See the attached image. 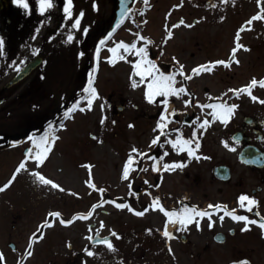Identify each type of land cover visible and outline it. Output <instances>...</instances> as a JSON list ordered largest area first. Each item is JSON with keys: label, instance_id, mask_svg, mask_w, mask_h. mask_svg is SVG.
Segmentation results:
<instances>
[{"label": "flooded vegetation", "instance_id": "af4514ba", "mask_svg": "<svg viewBox=\"0 0 264 264\" xmlns=\"http://www.w3.org/2000/svg\"><path fill=\"white\" fill-rule=\"evenodd\" d=\"M28 3L29 8L24 9L21 5L13 3V0H0V20L5 12H10L15 19L14 33L10 32L8 38H4L9 39L10 44L4 45L0 54V76L7 75L10 68L6 67V63L14 62L21 48H29L30 56L35 47L36 32L32 15L39 10V5L35 0H29ZM261 8H264V0H260L259 4L257 0H177L171 5L161 24L165 35L168 30L173 32L181 29L192 34L191 39L181 42L175 48L183 49L182 52L198 49L202 53L212 49L217 55L212 58L202 55L194 63L180 56L185 76L190 75L191 78L185 79V76L177 73L176 86L184 84L187 91L180 96L173 94L167 97L166 115L170 114L171 118L165 122L163 130L157 128L151 135L148 131H143L144 141L137 143L135 147L143 151L144 156H139L138 152L132 153L136 159L129 176L124 180L125 194L107 197L116 202H121L122 197L125 199L123 202L126 206L123 209L110 205L118 214L125 215L124 220L120 222L117 221L119 216L114 218V228L104 223L101 227L102 221L94 219L93 223L77 219L80 221H74L70 225H62L60 222L59 224L61 228L67 229L76 223H86L85 227L79 229L82 234L80 240L68 239L67 234L62 235L60 243L58 237L50 234L49 238L48 235L55 228L56 221L64 217L61 215L54 220L55 218L49 215L59 211L48 205L52 187L44 185L34 174V171L43 169L40 173L48 178L42 168L45 164H35L33 169L31 163L35 161L28 159L24 161L26 169L18 173L15 171L24 159L26 149L34 148L31 142L26 145L19 163L4 182L15 176L10 188L26 171L21 183L28 188L30 196L26 198L28 205H21V201H8V206L0 213V253L3 254L0 264H229L230 261L244 258H247L250 264H264V231L257 224H250L247 230L242 231L243 221H235L225 215L221 222L219 216L224 214L223 211L213 212L212 227L208 226L207 217L197 218L200 221L199 228L194 220L181 231H177L178 222H169L168 231L174 233L173 238L169 240L162 235L166 216L159 209L150 207L153 198L159 197V202L169 210L180 209L184 204L205 209L209 204L223 203L229 209H235L237 214L248 215L252 219H259L255 216L257 210L264 216V103L253 101L246 93L235 96L230 91L247 85L253 77H264V20L255 19L251 27L245 26V21ZM49 9H46L45 13ZM173 15L177 17L173 18ZM220 17L224 19L221 20ZM181 19L183 24H180ZM174 24L177 25L175 28L172 27ZM242 27L243 30L240 31ZM237 31H240V42L247 46L238 49L235 54L239 63L232 60L230 67L215 65L211 72L191 74V69L197 65L217 59H228ZM144 37L148 38L147 42L152 51L153 41L148 36ZM5 53L7 54L2 56ZM3 59L6 63L2 62ZM31 59L32 57L22 64L17 59L18 71L12 74L7 83ZM36 70L13 86H4L0 90V106H5L0 110V118L9 120L21 112L16 108L24 104L30 110L32 105L26 104L27 101L22 103V96L16 91H11L21 83H31ZM200 78L205 80L199 81ZM252 91L254 95L264 99V87L257 85ZM217 98L238 105L226 123L219 119L212 120V110L207 107ZM163 99L165 97L161 95L156 97L155 102H149L144 95L143 116L157 123L160 113L165 110V105L161 103ZM186 99L189 100L188 104L184 103ZM201 105L205 107L201 108ZM116 108H123V105H117ZM135 108L139 109L138 106ZM173 109L176 111L173 112ZM205 118L211 122L201 127ZM19 127L21 126L12 128L16 130L15 128ZM173 129L181 131L177 133ZM194 129L196 138H192ZM35 130L36 126H29L28 140L31 134H35ZM157 135L160 136L159 141L151 143ZM177 135L192 138L193 156L189 157L186 149L177 152L167 142L169 139H175ZM197 142L199 148L195 147ZM11 145L12 142H8L2 149H11ZM133 146L128 149V155ZM50 153L51 150L48 158ZM174 161L180 162V165L174 164ZM154 163L155 169L152 167ZM165 163L169 164L171 170L164 168ZM91 181L94 183V178ZM94 184L95 188L88 184L89 189L101 197V186L96 181ZM9 188L2 192L0 190V197H3L2 194ZM242 193L257 199L258 205L253 207V211L249 212L239 206L238 197ZM100 203L101 198L97 199L96 203L92 202V208L97 205L93 208L94 213L96 210L100 212ZM128 205L137 211L145 208H148V211L137 215L129 210ZM103 210L107 212L104 208ZM37 212L40 213L38 216ZM31 218L33 220L29 221ZM45 220L52 223L44 226L42 222ZM146 229H151V232ZM97 231L101 238L108 236L112 240L114 251L102 243H94L88 239L89 236H95ZM113 232L119 235H114ZM218 236L221 239H217ZM30 242L32 247L29 249ZM69 242L71 247L68 246ZM169 245L172 252L168 251ZM85 247L90 248L94 254L88 255L84 251Z\"/></svg>", "mask_w": 264, "mask_h": 264}, {"label": "rangeland", "instance_id": "374dc122", "mask_svg": "<svg viewBox=\"0 0 264 264\" xmlns=\"http://www.w3.org/2000/svg\"><path fill=\"white\" fill-rule=\"evenodd\" d=\"M176 1L152 0L149 3L152 5V9L146 10L145 15L136 13L133 20H129L115 37L107 41L104 47L98 45L101 50L96 64L98 69L97 72L96 70L94 72V86L98 95L94 98L91 109L73 111L71 113L73 119L65 118L64 111L72 105L76 94L87 86L89 73L93 71L92 66L95 62V58L93 59L94 48L98 39L100 41L104 39L103 35L107 32L114 13L115 0H73L72 16H67L63 11L66 0H53L52 7L46 13L37 10L32 15L36 43L31 55L28 56L29 48H21L14 62L6 63L4 59L2 60L10 69L6 76H0V90L3 89L12 74L18 71L19 61L20 64L27 62L30 57H34V52L41 54L44 58V63L35 71L34 80L31 83L28 81L21 83L11 91V93L16 91L22 96V103H26V101V104L30 103L32 105L30 110L24 104L20 108H16L21 112L9 120L0 118V143L5 142L4 138L20 141V143L12 142L11 149L4 151L0 148V186L19 162L23 148L31 142L26 139L29 126H36V132L40 130L37 134L41 136L45 133L47 121L54 118L55 121H58L53 127L58 138L52 142L51 156L47 157V160L45 159L43 163L45 165L42 168L48 178L59 183L61 188H51L48 205L58 209L61 215L68 219L75 216L77 211L83 213L91 211L93 215L94 211L91 206L92 202H97V199L105 200L108 196L125 194L126 186L125 178H122V170L128 157V149L131 145L136 146L137 143L144 141V130L151 135L157 131V128L155 121L143 116L142 107L145 105L143 101L146 84L137 83L136 87H132V79L139 81L141 77L132 74L133 64L128 61H134L139 57L133 52L123 53L127 59H119L115 64L109 63L105 57L112 55L110 48L117 42L122 39L131 41L141 31L149 35L155 42L151 59L159 62L160 65L168 63L167 66L163 65V71L171 69L169 64L174 63L179 66L177 61L182 64L180 56L193 63L198 61L202 55L210 58L216 56V51L212 49L203 53L198 49L187 52H182L183 49L177 50L176 46L189 38L191 39L192 36L188 31L182 29L174 30L168 40L169 43L166 46L162 44L165 33L161 24L164 21V15ZM35 2L37 3L38 0ZM81 10H83V16L80 17V25L74 27V20L79 16ZM179 13L177 12V14ZM145 17L149 20L147 24L144 21ZM172 17L176 18L177 15ZM7 18L8 23L6 24ZM14 28L15 19L10 12H5L0 20V36L8 38L10 32L14 33ZM85 28L87 32L84 31ZM69 32L72 33L71 40L68 39ZM9 44V39H4V45L9 46ZM137 46L148 48V44H144L141 39H138ZM120 51L123 52V49ZM81 52L84 53L83 56L79 55ZM148 78L144 77L145 80ZM203 80L205 79L200 78L199 81ZM84 95L86 94L84 93ZM81 103L85 106L87 100L83 99ZM117 105H123V108H116ZM135 106H138L139 109H136ZM4 107L1 105L0 110ZM19 116L21 118H18ZM102 119L103 123H101ZM61 122L66 126L62 129L56 128ZM18 125L21 127L15 128L16 130L12 128ZM186 131L183 130V132ZM48 133L50 138L49 130ZM88 164L92 165L90 171L92 178L94 177V183L96 181L101 186V197L93 193L86 183L90 176ZM34 165L35 163H31L33 169ZM42 170L37 171L41 172ZM25 173L26 171L7 192L3 193V197L0 198V213L8 206V201L11 203L21 201V205H28L26 198H29L30 194L28 188L21 183ZM124 200L122 197L120 198L121 202L117 201V203L124 204ZM110 205L115 206L105 203L100 212L95 211L93 218L89 216L88 221L86 220L87 223L102 221L104 225L109 224L114 228L116 216H119L118 222L123 221L124 213L118 214ZM36 214L38 216L40 213ZM53 218L57 220V217ZM32 220L33 218L29 221ZM74 221L80 220L76 218L72 222ZM85 226L86 223H76L65 229L61 228L62 226L57 220L55 228L50 231L48 236L50 238L51 234L53 237H58L59 243L64 234L68 235V239L80 240L82 234L79 229Z\"/></svg>", "mask_w": 264, "mask_h": 264}, {"label": "snow or ice", "instance_id": "6c2138e0", "mask_svg": "<svg viewBox=\"0 0 264 264\" xmlns=\"http://www.w3.org/2000/svg\"><path fill=\"white\" fill-rule=\"evenodd\" d=\"M72 2H73V0H66V2L63 5V11H64V13L67 14V16H72V11H71ZM233 2H234V0H233ZM13 3H15L17 5H21L24 9L29 8L28 0H13ZM52 3H53V0H38L39 11L41 13L45 12L46 9H49L52 7ZM257 3L259 4L260 0H257ZM145 5L147 6V0H145ZM121 8H122L121 19H123L124 15L128 11L124 7V0H121ZM141 12H143V9H141ZM262 13H264V8H261V10L258 11L257 13H255V15L253 17H251L247 21H245V26L251 27L252 22L255 19L264 20V15H262ZM82 16H83V10H81L79 16H77L75 18L74 27H79L80 17H82ZM220 19L223 20L224 17H220ZM119 23H120V21L118 20L117 24H119ZM183 23H184V21H183V19H181L180 24H183ZM176 26L177 25H175V24L172 25L173 28H175ZM242 30H243V27L241 28L240 31H242ZM84 31L87 32V29L85 28ZM240 31H237V33L235 35L234 47L231 48V54H230L228 59H217L214 61H208L204 64L197 65L196 67H193L191 69V74H199L202 71L211 72L213 69V66H215V65H223L225 67H230L232 60H235L236 63H239V60L236 59L235 54H236L238 49L247 47L246 45H243L240 42V39H241ZM111 35H112V33L109 32L108 35L105 36L104 39H102L100 41V45H103L104 41L106 39H108V37ZM172 35H173V32L171 30H168L166 32L167 37H171ZM137 38L141 39V40H145V41L148 40L147 37L140 36L139 34H137ZM68 39L69 40L72 39V33L71 32L68 33ZM3 46H4V38L2 36H0V54H2ZM121 49H123V52L120 51ZM95 51H96V56L98 58L99 53H100V47L97 46ZM110 52L112 53V55L105 57V59H107L108 62L112 63V64H115L116 61L119 59H125L126 60L127 57L123 53L133 52L134 55L139 57L138 59H136L134 61H128L129 63L133 64L132 74L133 75H139L141 77V79L139 81L132 79V81H131L132 87H136L137 83L146 84V89H145L144 95H145V98L149 102H155L157 96L162 95L163 97H165V99H163L161 101V103H163L165 105V110L160 113V119L156 123V128L163 130L164 127L166 126L165 122L171 118L170 114L166 115V112H167L166 106L168 104L167 97L170 95H173V94H175L176 96H180L181 93L187 91L184 84H181L179 87L176 86L177 73H179L181 76H185L184 66L182 64H179V61H177V64L179 66L174 71L169 72V71L161 70V68L156 64V62L149 57L148 48L146 46L138 47L135 41H133L132 43H126L123 40H121V41L117 42L113 47L110 48ZM79 55L83 56L84 53L81 52V53H79ZM173 59H176V58L173 57ZM94 72H95V69H93V71L89 73L87 86L84 87L82 90L83 93L86 94V96L82 95L80 97V99H86L87 100V104L84 106L87 109H91L92 104H93V100L98 95L97 89L94 86ZM146 76L149 77L147 80L144 79V77H146ZM190 78H191L190 75L185 76V79H190ZM257 85H259L260 87H264V77L259 78V79H257L256 77H253L247 85H242L241 87L231 89L230 91L235 96H240L241 93H246L248 96L251 97V99L253 101L259 100L261 103H264V99L253 94L252 89ZM208 95H210V94H208ZM184 103L188 104L189 100H187V99L184 100ZM80 107H81L80 102H79V100H77L76 102H74L71 105V107L67 108L64 111V114H63L64 117L65 118L69 117L74 109H77ZM203 107H205V106L201 105V108H203ZM207 107L212 110L211 111L212 120L219 119L221 122L226 123L227 120L230 119L231 115L234 114V110L238 107V105L235 103L229 104L226 101H223V100H220L217 98L215 100V102L209 103L207 105ZM174 111H176V110L173 109V112ZM210 122L211 121L208 118H205L201 122V127L207 126ZM101 123H103V119L101 120ZM65 126L66 125H64L63 122L60 123V127H65ZM52 128H53V125L51 122H49L48 129H52ZM48 129L45 130L44 135H41V136L32 135L29 137L34 148L30 147V148L26 149V154L24 156V159L19 163V165L15 169V171L17 173L20 172L22 169H26L27 166L24 162L25 160L32 159L35 161V164L37 166L44 163L45 159L47 158V156L51 150L52 142L57 139V136L55 135L54 131H53L51 137L49 138ZM173 131L180 133L181 130L180 129H173ZM196 137H197V133L194 129L192 132V138H196ZM192 138H184L182 135H177L175 139H169L167 142L170 143L172 148L175 149L177 152L184 151L186 149L188 156L191 157L194 154V149L192 147V143H193ZM159 139H160L159 135L154 136L151 143H156L157 141H159ZM13 143H20V141H13ZM226 146H228L227 143H226ZM195 147L196 148L200 147L198 142L195 144ZM137 152L139 153V156H144L143 151H139L135 146H133L130 150V153L127 157V160L123 164L122 178H127L129 176L130 169L133 166V161L136 159V157H134L132 155V153H137ZM165 154H167V153L165 152ZM173 163L177 164L178 166L180 165V162L174 161ZM87 167L89 169V174L91 175L90 170L92 168V165L88 164ZM152 167H153V169H155L156 164L154 163L152 165ZM164 168L171 170L168 163L164 164ZM34 174L38 178V180L40 182H42L44 185H49L55 189L61 188V185L59 183L55 182L52 179L45 177L39 171H34ZM14 178H15V176H13L11 179H9L7 181V183H5L3 185V188H7L12 183V180ZM86 183L91 185V187H93V188L96 187V185L94 183H92L91 179L87 180ZM238 201H239V206L241 208L248 209L249 212L253 211L254 206L258 205V201L254 196H249L248 194H244V193H242L238 197ZM112 203L116 204V201L113 200ZM116 206L119 208H124L126 205L125 204H116ZM95 207H97V205H93V208H95ZM127 207L129 208L130 211L136 213L137 215H143L144 212L148 211V208H145L142 211H137L135 208H132L131 205H128ZM150 207L154 210L159 209L166 216L167 219L165 220L164 228L162 230V235L169 240L171 238H173V236H174L173 232L168 231V223L169 222H172V223L178 222L179 228H177V231H181V230H184L186 228V226L188 224H191L194 220L196 223V227L199 228L200 227V221L197 218L207 217L209 220L208 226L212 227V213L213 212H220V211H223V213H224L223 215L219 216V219L221 222L224 220V217L226 215V216L231 217V219H233L235 221H243L244 224H243V228L241 229L242 231L247 230L249 228L250 224H257L262 229V231H264V216H261L258 210L255 212V216L259 217V219H252L248 215L237 214L235 209H229L228 206L223 204V203H216L214 205L209 204L207 206V208H205V209H200L196 205L189 206L187 204H184L180 209L173 208V209L169 210V209L165 208L162 203L159 202V197L153 198V201H152V204L150 205ZM49 215L53 216V217H61V213L59 211L49 213ZM85 215L91 216L92 212L89 211L86 214L77 213L75 216H73L72 219L61 218L59 222L64 224V225H68V224H71L72 220L76 219L77 217L83 218ZM51 223H52V221H49V220H45L42 222V224L44 226H48ZM101 227H103V222H101ZM38 231H39V229H38ZM146 231L151 232V229H146ZM112 234L117 235V236L119 235L118 233H114V232ZM35 238H36V236L34 233L33 239H35ZM88 239L90 241H93L94 243H102L109 250H113V251L115 250V247H114L112 240L108 236L101 238L99 236L98 231H97V234L95 236H89ZM217 239H221V237L218 236ZM68 246L71 247L70 242H69ZM28 247H29V249L32 247L31 242L29 243ZM84 251L88 255L94 254L92 252V250L88 247H85ZM168 251L172 252V248L170 245L168 247ZM29 255H31V252H29ZM0 259H3L2 253H0ZM229 264H250V261H248L247 258H244L242 260L230 261Z\"/></svg>", "mask_w": 264, "mask_h": 264}, {"label": "water", "instance_id": "95a60500", "mask_svg": "<svg viewBox=\"0 0 264 264\" xmlns=\"http://www.w3.org/2000/svg\"><path fill=\"white\" fill-rule=\"evenodd\" d=\"M134 0H124V7L128 11L124 15V17L131 11L134 6ZM121 0H116V8L115 13L112 17L110 31H113L117 27V21L121 20ZM123 17V18H124ZM42 61L41 56H37L33 59L11 82L8 83L7 87L17 83L18 81L22 80L25 76H27L34 68H36Z\"/></svg>", "mask_w": 264, "mask_h": 264}, {"label": "trees", "instance_id": "16d2710c", "mask_svg": "<svg viewBox=\"0 0 264 264\" xmlns=\"http://www.w3.org/2000/svg\"><path fill=\"white\" fill-rule=\"evenodd\" d=\"M82 95H84V93H82V91H80L79 93L76 94V99L82 100V99H80V97ZM48 122H49V120H48ZM48 122H47L46 126L48 125ZM50 122L53 124L54 123V118Z\"/></svg>", "mask_w": 264, "mask_h": 264}]
</instances>
